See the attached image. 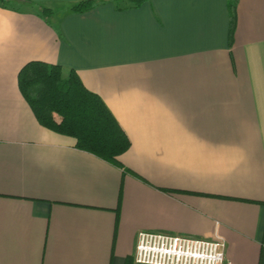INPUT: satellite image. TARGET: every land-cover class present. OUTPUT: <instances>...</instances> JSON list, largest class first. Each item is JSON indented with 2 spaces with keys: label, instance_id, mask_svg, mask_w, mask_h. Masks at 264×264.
Wrapping results in <instances>:
<instances>
[{
  "label": "crops",
  "instance_id": "0c3cea01",
  "mask_svg": "<svg viewBox=\"0 0 264 264\" xmlns=\"http://www.w3.org/2000/svg\"><path fill=\"white\" fill-rule=\"evenodd\" d=\"M0 4V264H126L141 230L264 264V0ZM33 60L77 71L131 140L122 166L39 123ZM134 264L135 261H134Z\"/></svg>",
  "mask_w": 264,
  "mask_h": 264
},
{
  "label": "trees",
  "instance_id": "16d2710c",
  "mask_svg": "<svg viewBox=\"0 0 264 264\" xmlns=\"http://www.w3.org/2000/svg\"><path fill=\"white\" fill-rule=\"evenodd\" d=\"M128 1L138 7L144 0ZM238 1L228 0L230 43L236 28ZM97 3L98 0H83L73 10L83 12ZM0 4L9 6V0H0ZM18 81L41 125L74 137L78 148L122 166L118 156L130 148L131 140L101 95L87 88L76 70L33 60L21 68ZM126 264H134V259L129 258Z\"/></svg>",
  "mask_w": 264,
  "mask_h": 264
},
{
  "label": "built area",
  "instance_id": "2783aa9c",
  "mask_svg": "<svg viewBox=\"0 0 264 264\" xmlns=\"http://www.w3.org/2000/svg\"><path fill=\"white\" fill-rule=\"evenodd\" d=\"M227 243L220 236L204 238L163 231L141 230L136 264H226Z\"/></svg>",
  "mask_w": 264,
  "mask_h": 264
}]
</instances>
